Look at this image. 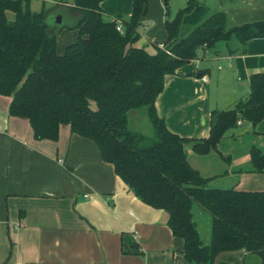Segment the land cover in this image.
<instances>
[{"label": "trees", "instance_id": "trees-1", "mask_svg": "<svg viewBox=\"0 0 264 264\" xmlns=\"http://www.w3.org/2000/svg\"><path fill=\"white\" fill-rule=\"evenodd\" d=\"M101 1L73 0L77 16L56 22L44 9L31 10L30 0H0V95L11 96L9 115L28 119L38 140H56L63 124L92 140L136 197L166 214L194 264H214L220 253L237 249L264 264V191L210 186L184 149L190 143L194 153L208 154L237 120L253 127L260 122L264 73L250 74L245 99L211 111L204 138L170 131L155 107L166 76L196 59L199 49L264 37V20L229 26L224 11L209 12L202 0H187L164 20L166 41L151 53L135 45L148 0H132L130 16L112 20L103 18ZM63 28L76 29L77 36L59 54L56 37ZM140 107L149 134L128 126L129 112ZM249 155L245 171L263 172L264 149L252 145ZM193 204L210 216L207 241L193 220Z\"/></svg>", "mask_w": 264, "mask_h": 264}, {"label": "crops", "instance_id": "crops-1", "mask_svg": "<svg viewBox=\"0 0 264 264\" xmlns=\"http://www.w3.org/2000/svg\"><path fill=\"white\" fill-rule=\"evenodd\" d=\"M166 1L148 0L138 27L135 45L151 53L166 41ZM202 1L209 12L224 11L229 26L264 20V0ZM51 2L55 8L42 3L40 10L59 14L56 22L77 16L71 10L73 0ZM100 7L106 20L127 19L132 0H102ZM210 49L202 58L199 49L196 59L166 76L155 101L167 128L183 137H207L211 111L232 108L245 99L250 74L264 73V37L244 45L219 42ZM61 50L57 42V53ZM10 101L11 96L0 95V264H194L186 257L183 239L174 236L166 223V214L140 201L113 165L101 158L92 140L72 133L67 124L60 126L56 140L35 139L28 119L9 115ZM146 123L134 110L129 112V128L150 133ZM245 123L242 120L239 126ZM248 125L242 134L227 131L218 143L214 152L226 162L221 169L208 162L211 152L199 155L185 144L188 162L209 178L210 186L264 191V170L245 171L249 148L264 149V118L254 127ZM243 140L245 150L232 156L231 147ZM192 214L207 241L209 214L197 204ZM214 264L258 261L237 249L220 253Z\"/></svg>", "mask_w": 264, "mask_h": 264}, {"label": "rangeland", "instance_id": "rangeland-1", "mask_svg": "<svg viewBox=\"0 0 264 264\" xmlns=\"http://www.w3.org/2000/svg\"><path fill=\"white\" fill-rule=\"evenodd\" d=\"M51 1L52 0H45L44 2H43V0H30V7H31V9H36L37 11L38 10L40 11L41 5H42V3H44L45 8H47L49 6H53L55 8L56 3L51 2ZM64 1H70V0H64ZM181 1L182 0H168V1H166V3L168 4V5H166V11H167L169 17H172L179 7H182L185 5L184 2H181ZM56 17H54L55 20H56ZM76 34H77V32L75 30H70V29H63L60 31V33L57 36L56 43L58 42V47H59V49H62L61 50L62 53L65 51V48L67 45H69L70 43L75 41V37H76L75 35ZM211 50H213V49L211 48L210 51ZM202 57H203V53L201 51L200 52V58H202ZM202 62H204V60ZM201 65H203V64L201 63ZM144 110H145V107H140L138 109H134V112H137L139 114L140 118H142L143 123L147 122L146 124L150 128V122H149L148 118L146 117V115L144 113L142 114V112H144ZM248 126H249L248 123H245L243 126L236 125V127L232 128L228 131L234 132L236 134L237 133L242 134L241 132L245 133V131L248 130ZM147 130H148V128H147ZM150 132H151V129H150ZM145 133L149 134V132L148 133L145 132ZM245 147H246V140H243V142H239L237 145H234L233 147H231L230 154H232V156H234V157L240 156L241 152L245 150ZM217 148H218V145H217ZM221 152L223 154H225L224 150H221ZM220 158L221 157H219V155L216 152H214V150H213V151H211V155H209L207 160H208V162L213 164L215 168L221 169L222 166H224L226 164V162L221 160Z\"/></svg>", "mask_w": 264, "mask_h": 264}, {"label": "built area", "instance_id": "built-area-1", "mask_svg": "<svg viewBox=\"0 0 264 264\" xmlns=\"http://www.w3.org/2000/svg\"><path fill=\"white\" fill-rule=\"evenodd\" d=\"M116 29H117L118 31H122L121 22H120L119 20H117ZM241 122H242V120H237V125H240Z\"/></svg>", "mask_w": 264, "mask_h": 264}, {"label": "water", "instance_id": "water-1", "mask_svg": "<svg viewBox=\"0 0 264 264\" xmlns=\"http://www.w3.org/2000/svg\"><path fill=\"white\" fill-rule=\"evenodd\" d=\"M56 21H60V15L59 14L56 17Z\"/></svg>", "mask_w": 264, "mask_h": 264}]
</instances>
